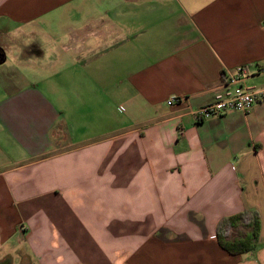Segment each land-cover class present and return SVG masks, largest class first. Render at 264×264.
<instances>
[{
    "label": "crops",
    "instance_id": "crops-1",
    "mask_svg": "<svg viewBox=\"0 0 264 264\" xmlns=\"http://www.w3.org/2000/svg\"><path fill=\"white\" fill-rule=\"evenodd\" d=\"M237 66L264 0H0V264H264V103L193 115Z\"/></svg>",
    "mask_w": 264,
    "mask_h": 264
},
{
    "label": "built area",
    "instance_id": "built-area-1",
    "mask_svg": "<svg viewBox=\"0 0 264 264\" xmlns=\"http://www.w3.org/2000/svg\"><path fill=\"white\" fill-rule=\"evenodd\" d=\"M262 69L250 70L247 66H237L229 71L221 86L214 92L212 100L193 111L197 120L219 116L231 111L246 112L254 105L264 103V88L250 89L245 82L262 72ZM177 99L166 101L167 105L177 103ZM216 240V237H211Z\"/></svg>",
    "mask_w": 264,
    "mask_h": 264
},
{
    "label": "trees",
    "instance_id": "trees-1",
    "mask_svg": "<svg viewBox=\"0 0 264 264\" xmlns=\"http://www.w3.org/2000/svg\"><path fill=\"white\" fill-rule=\"evenodd\" d=\"M241 225L249 229L243 236L229 239V230ZM260 225L255 211L244 210L240 213L222 218L216 228V241L218 246L230 255L250 252L254 249Z\"/></svg>",
    "mask_w": 264,
    "mask_h": 264
},
{
    "label": "rangeland",
    "instance_id": "rangeland-1",
    "mask_svg": "<svg viewBox=\"0 0 264 264\" xmlns=\"http://www.w3.org/2000/svg\"><path fill=\"white\" fill-rule=\"evenodd\" d=\"M47 73H51V70H47L46 72H44V74H47ZM244 228V227H243ZM230 231V230H229ZM228 237H229V234H228ZM11 252V251H10ZM11 255V258H12V261H13V264H17L18 263V256L17 255H15V253H13V252H11L10 253Z\"/></svg>",
    "mask_w": 264,
    "mask_h": 264
}]
</instances>
